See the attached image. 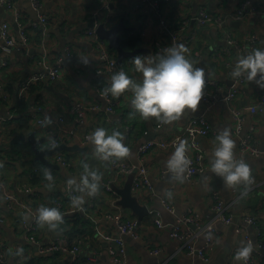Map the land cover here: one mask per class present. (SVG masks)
<instances>
[{
    "label": "crops",
    "instance_id": "1",
    "mask_svg": "<svg viewBox=\"0 0 264 264\" xmlns=\"http://www.w3.org/2000/svg\"><path fill=\"white\" fill-rule=\"evenodd\" d=\"M240 1L40 0L41 10L50 18L49 28L55 32L39 30L33 32L31 21L34 18L25 6L29 0H15L21 10L20 25L28 34V44L26 48H20L21 50L15 49L6 57V64L0 66V117L11 115V118H6L8 119L6 124L3 123L4 119L0 120L2 162L0 182L3 184L0 185V216L3 218L0 222V240L6 244L5 264H115L108 254V240L96 231V227H100L102 232L111 235L117 232L114 220L108 217L110 214L136 221L134 229L136 236L124 235L128 251L123 264H231L234 262V252L241 246V242H245L244 235L238 232L236 227L243 223L246 215L258 218L262 237L254 236V241L264 243V153L257 157H245L251 166L253 180L250 184L229 186L211 169V157L216 147L215 137L225 126L230 129L236 140L234 153L238 154L240 136L232 132L233 121L228 103L244 109L242 135H245L243 133L247 132L250 124H253L255 126L253 135L258 141L259 148L263 150L264 147V111L253 113L245 109L258 96L264 94V87L247 79L244 83H237L236 78L231 75L238 58L254 48L264 47V13H253L240 19H233L232 15ZM153 3L156 4L155 7H152ZM202 7L214 16L220 14L224 19L223 24L207 22L198 25L194 17ZM12 13V10L0 6V22L11 21ZM121 16H124L126 25L132 26V29L127 30L128 33L139 34L142 41L140 47L146 50L137 55L143 57L146 63L153 57L159 58L160 55L156 52L159 46L162 51L171 46V33H175L180 44L185 45L187 49L185 55L197 66L204 67L210 79L217 81L218 85L224 88V94L232 88L237 89V94L231 101H221L219 108L208 114L211 131L207 136L200 138L206 150V169L203 173H196L190 179L186 177L183 180L176 179L172 173L163 171L166 166L164 161L172 150L153 148L145 157L152 181L151 187L142 186L137 193L131 189L142 204L160 210L161 218L165 222H172L178 214L188 208L198 212L202 221L208 220L214 215L211 194L213 190H217L229 206L233 218L228 224L216 222L219 232L209 262L204 263L197 256L187 254L186 250L181 248L180 241L171 238L166 228L156 226L149 212L140 219L131 208L120 203V194L117 190L129 181L132 183L136 176L135 170L124 174L114 172L111 161L100 159L95 145L87 139L89 133L98 126L105 127L109 133L119 129L130 153L124 157H113L119 164L125 162L139 164L138 147L144 140L154 137L171 139L183 130L195 113L204 109V104L200 101L195 111L186 109L179 119L164 122L157 128L159 118L155 116L144 118L132 105L134 93L131 89H126L117 97L110 93L115 111L107 109L108 102L100 95L98 89L104 90L111 83V75L96 73L99 49L94 41L84 36L83 32L91 27L88 26L91 18L94 23L110 26ZM186 19V24L182 25V21ZM160 20H165L166 25ZM12 30L14 35L18 31L14 23ZM250 32H255L259 36L254 47H248ZM36 33L38 37L34 40L32 35ZM228 39L242 44L243 48L229 46ZM67 46L71 48L70 55L65 54ZM113 52L116 57V50L113 49ZM41 56L49 62H55L58 57L63 56L64 68L61 75L54 82H41L45 84L44 88L30 86L24 95L25 102L18 106V95L7 91L5 86L12 82L15 91H18L20 80L37 70V58ZM81 56L89 57V62H82ZM4 57L0 50V62ZM125 58L121 64L117 63L119 67L121 65L120 68L133 79L141 80L143 73L136 68L134 60L130 57ZM75 101H81L86 106L85 120L81 125L68 113L69 106ZM32 112L38 113L37 115L44 121L46 116L50 117L51 122L44 123L43 126L38 125L30 116ZM60 114L65 118L62 122L57 121ZM58 125L67 132L73 131L63 137V143L68 146L78 144L81 147L71 150L59 149L46 155L50 161L60 166L50 168L55 177V186L48 188L49 182L43 172L49 167L43 163H41L43 166L34 165L33 160L37 159L26 139L24 142L21 141L23 139L11 141L16 136L26 137L34 131L36 138L46 137L38 144L40 148L45 147L48 145L46 128H56ZM56 152H60L70 165L67 167L62 165L54 156ZM85 164L103 173L100 190L95 195L87 196L82 208L70 211L75 206L67 195V179L69 177L79 179L85 170ZM106 184H110L115 193L107 189ZM4 188L18 194L31 210V215L25 218V213L28 212L26 208L8 209L4 202ZM55 198L61 201V208L67 212H63V222L59 223L57 228L51 229L47 224L38 223L36 209L41 204L55 206ZM164 202L172 204V209L166 208ZM23 219L28 223L35 221V240L27 238L21 226ZM247 231L252 233V227ZM51 243H58L68 249L40 251L42 246ZM73 243H78V251L75 253L69 249ZM155 247L160 248L157 255L151 252ZM18 248H23V253L12 255L11 253ZM253 252L256 257L254 264L264 263V258H260L258 254L260 252L264 257V244L258 248L254 243ZM91 258L94 260H90Z\"/></svg>",
    "mask_w": 264,
    "mask_h": 264
},
{
    "label": "built area",
    "instance_id": "2",
    "mask_svg": "<svg viewBox=\"0 0 264 264\" xmlns=\"http://www.w3.org/2000/svg\"><path fill=\"white\" fill-rule=\"evenodd\" d=\"M32 7L37 10V17L31 21L33 26L40 25L42 27L43 32L47 31L48 25V15L41 10L40 0H29ZM0 6L4 7L7 10H12V20H2L0 22V50L2 54L5 56L1 62L0 66L6 64V57H9L13 53V51L17 48H26L28 44V34L25 31V28L20 25L21 22V10L17 7L15 0H0ZM156 4L153 3L152 7H155ZM158 6V5H157ZM248 0H242L235 9L234 15H232L233 19H240L246 15L253 14L254 11L264 13V2L259 8L256 5H252L251 8L248 7ZM256 13V12H254ZM198 25L205 24L207 22H215L218 25H222L224 19L220 17H215L212 13L207 11L205 8H200L196 12L194 17ZM164 25H166L165 20H160ZM186 20L182 21V25H185ZM12 23L17 24V33L14 35L12 30ZM98 23H94L93 26L86 29L83 33L84 36L90 38L92 41L96 43L98 46V63L96 66V73L98 74H108L111 75L115 72L121 70L119 65L117 64L116 57L114 55L113 50L109 47L107 40L101 38L96 32V25ZM12 30V31H11ZM17 35V39H16ZM249 44L248 47H254L258 43L259 36L255 32H250L249 36ZM191 38H189L190 41ZM229 40V46L235 45L238 49L243 48V45L235 42L232 39ZM188 39L185 41L187 42ZM180 44L178 40V36L175 33H171V46ZM158 55L163 54L161 47H158L156 51ZM65 54H71V48L67 46L65 48ZM63 56H60L56 59L55 62H49L43 56H41L37 60V70L32 72L31 74L25 76L19 82V88L17 91L18 97L24 96L29 89V87L35 82L42 83H51L56 81L64 68V64L62 62ZM228 64V63H227ZM259 75V74H258ZM246 76H241L236 78V82L244 83L246 81ZM224 88L218 85V82L210 79V77L206 74L205 77V86L203 89V96L201 98V102L204 104V113L200 115L192 116L183 130L176 134L171 139H165L161 137L147 138L144 140L138 147V156H139V164L125 162L119 164L117 160L112 157L111 164L114 172L117 173H127L135 170L136 176L134 177L131 183V189L134 193H137L142 186L151 187V178L149 174L148 166L145 162V157L148 155L149 151L153 148H168L174 151L176 144L181 139H186L188 142V150L187 155L191 158V164L189 165V169L186 170L185 177L190 179L196 173H203L206 169V150L202 146L201 139L209 134L211 131V123L208 118V114L214 112V110L219 108V104L221 101H231L234 96L237 94V89L232 88L231 90H227L226 94H224ZM98 92L102 97L107 100V109L111 112L115 111L114 101L111 99L110 93L108 95H104V90H99ZM223 92V96H222ZM231 103H228L229 110L232 118V132L240 136L238 154L237 158L245 159L246 156L257 157L261 153H264V150L259 148V144L257 139L254 137V129L255 126L252 124L249 125L247 132L242 135L243 125H244V109L243 107H235L231 106ZM245 107V106H244ZM245 109L250 110L251 112H262L264 111V94L258 96L256 100H253ZM68 113L73 115L74 121L81 125L85 120L86 115V106L81 101L73 102L69 108ZM38 114V113H37ZM36 112H32L30 114L31 118L38 124L43 126L44 119L41 116H38ZM5 118H11V115H8ZM64 115L60 114L58 116L57 121H64ZM165 121L158 119L156 123V127L160 128ZM174 122V121H171ZM46 128V127H44ZM128 131V129H127ZM73 131H65L59 125L55 127H47L46 134L48 136L47 143L48 146H57L64 142L65 135L68 133H72ZM51 138V139H50ZM55 140V144L53 145L52 140ZM86 139V137H85ZM171 151V152H172ZM54 156L57 160L64 166H69L70 162L62 156L60 152H56ZM163 171L170 172L167 167ZM35 172H37V168H35ZM171 173V172H170ZM115 180V178H113ZM0 185H3L0 182ZM106 188L113 191L110 184H106ZM67 195L69 198L77 195L76 190L72 186H67ZM4 202L8 209L26 208L29 211V207L22 202L21 199H18L12 195V192L9 190L3 189ZM212 198V209L214 211V215L210 217L206 221H202L200 214L190 208L186 211L178 214L172 222H165L161 218L160 210L156 208H148L149 213L153 216L155 224L159 228H166L168 230L169 236L173 239H177L180 241L181 248L186 250L187 254H193L197 256L204 263L209 262L211 260V255L215 247L216 235L219 232V229L216 227L217 221L225 222L226 224L231 223L233 215L229 210V206L224 202L222 196L219 194L217 190H213L211 194ZM55 207H58L62 213L67 212L61 208V201L58 198L54 199ZM164 205L168 209H172V204L164 202ZM82 207H75L73 210H78ZM109 218L114 220L116 224L117 232L113 235L109 233L102 232L100 227H96V231L104 236L105 239L108 240V254L111 258V261L115 264H123L126 256H127V244L124 239V235L131 234L132 236H136L135 227L136 221L131 219L122 218L120 215H108ZM3 218L0 216V222ZM21 226L23 231L26 233L27 238L30 240H35L34 233L36 231V223L26 222L24 219L21 222ZM252 227L253 232L247 231L248 228ZM238 232H241L244 235L245 242L251 241L258 248L263 246L262 241H254V236L261 238L262 233L258 226V218L254 215H246L244 217L243 223L236 227ZM208 232H212V237L207 235ZM253 238V239H252ZM5 246L6 244L0 240V264H5ZM66 250L68 249L66 246H61L58 243H51L48 245H44L40 248L42 252H54L56 250ZM72 252L78 251V243H73L69 248ZM151 252L155 255L159 254L160 248L155 247L151 249ZM256 252V251H255ZM255 252H252L246 264H254L256 262ZM235 253V252H234ZM260 258L262 254L258 252ZM234 257V262L231 264H242L241 261L237 260ZM90 260H94L91 258ZM79 264V263H78ZM264 264V263H262Z\"/></svg>",
    "mask_w": 264,
    "mask_h": 264
},
{
    "label": "clouds",
    "instance_id": "3",
    "mask_svg": "<svg viewBox=\"0 0 264 264\" xmlns=\"http://www.w3.org/2000/svg\"><path fill=\"white\" fill-rule=\"evenodd\" d=\"M187 49L183 44H177L164 49L159 58L153 57L148 63L141 56H134L136 68L143 73L141 80L133 79L121 69L111 76V83L104 89V95L111 93L117 97L126 89L134 93L132 105L144 117L155 116L165 122L179 119L186 109L195 111L203 96L206 70L194 64L186 55ZM81 61L89 62V57L81 56ZM259 74V75H258ZM233 78L246 76L248 81H255L264 87V47L254 48L238 58L232 68ZM135 113H132L134 115ZM50 117H45L44 123H50ZM51 139V138H50ZM87 139L96 148L97 155L104 161H110L113 156L124 157L130 153L129 147L124 143L123 133L114 129L110 133L103 126L96 127L89 133ZM216 147L211 157V169L222 177L229 186L241 183H251V166L243 158H237L234 153L236 140L228 127L220 129L215 137ZM53 145L55 140H52ZM188 142L181 139L176 144L166 161L167 169L176 179L183 180L186 170L189 169L191 158L187 155ZM2 164V162H0ZM84 172L79 179L69 177L67 184L73 186L77 195L72 196L71 203L75 207H82L87 196L95 195L100 190V181L103 173L99 169H91L84 165ZM43 175L49 182L48 188L55 186V177L50 168H45ZM31 215V210L25 213V218ZM64 214L55 206L41 204L36 209V219L39 224L51 229L63 222ZM207 235L212 237L213 233ZM253 252L251 241L241 242L234 256L242 264H246ZM23 253V248L16 249L12 255Z\"/></svg>",
    "mask_w": 264,
    "mask_h": 264
},
{
    "label": "water",
    "instance_id": "4",
    "mask_svg": "<svg viewBox=\"0 0 264 264\" xmlns=\"http://www.w3.org/2000/svg\"><path fill=\"white\" fill-rule=\"evenodd\" d=\"M27 8V11L31 14V16L35 19L37 17V10L34 9L30 3L25 5ZM14 25L17 27V24L14 23ZM94 25V20L91 18L88 22V26H93ZM132 29V26L126 25L125 23V18L124 16H121L119 20L110 25V26H105L103 23H98L96 25V32L97 34L108 41L109 47L113 48L117 52L116 56V61L118 64H121L123 58L125 57H130L133 59L134 56H136L139 52H142L146 50L144 47H138L133 50H126L122 47L121 44V32L123 30H130ZM54 31L52 28H47V32ZM239 52V51H238ZM239 54V53H238ZM225 93V92H224ZM204 113V110H200L195 115H200ZM209 118V115H207ZM17 139H26L27 142L29 143L31 149L34 152V157L39 160L41 163L44 165H47L49 168H60L59 164L56 162L50 161L46 155L54 152L55 150L59 149H66V150H71V149H80V145L74 144L72 146H68L65 143H61L57 146H45V147H38V144L43 142L46 137H42L40 139L35 137V132L32 131L29 135L24 137L23 135L16 136V138L12 139L11 142L17 140ZM264 150V147L262 148ZM37 190H42V188H37ZM118 193L120 194V203L126 207L131 208L134 213L138 215L140 219L146 214H148V206L145 204H142L138 198L131 192V182H127L122 188L117 190Z\"/></svg>",
    "mask_w": 264,
    "mask_h": 264
},
{
    "label": "trees",
    "instance_id": "5",
    "mask_svg": "<svg viewBox=\"0 0 264 264\" xmlns=\"http://www.w3.org/2000/svg\"><path fill=\"white\" fill-rule=\"evenodd\" d=\"M263 2L264 1H261V2H254L253 1V2H251L250 0H248V5H249L248 7L251 8L252 5H256L259 8V6L262 5ZM254 12H256L258 14H262V12H257V10L254 11ZM46 22H47V25L49 27V25H51L49 16H48V20ZM31 28H32L33 32L34 31L38 32V30L43 32V29H42V27H40V25L31 26ZM128 32L129 31H127V30H123L121 32V44H122V47L124 49H126V50H133L135 48L140 47V45L142 44V41H141V38H140L139 34H137V33H128ZM30 36H31V34H30ZM32 37L35 40V39H37L38 34L36 33V34L32 35ZM16 39H17V35H16ZM111 49L113 50V48H111ZM126 58H128V57H126ZM38 59L39 58H37V60ZM120 67H121V65H120ZM31 86L32 87L34 86L35 88H44L45 84H42L41 82H37V83H33ZM5 89L7 91H9L10 93H14V94L16 93V95H17V90L15 91V85L12 82H8L6 84V86H5ZM18 98H19L18 106H20V105H22L25 102V97L21 96V97H18ZM7 121H8V119L5 118L3 120V123L6 124ZM0 130H1V128H0ZM11 131L13 132L14 130L12 129ZM33 161H34V165L35 166H43V164H41V162L39 160H33Z\"/></svg>",
    "mask_w": 264,
    "mask_h": 264
},
{
    "label": "rangeland",
    "instance_id": "6",
    "mask_svg": "<svg viewBox=\"0 0 264 264\" xmlns=\"http://www.w3.org/2000/svg\"><path fill=\"white\" fill-rule=\"evenodd\" d=\"M215 17H220V14H217V15H215ZM2 119V117H0V120ZM22 142H24V140H21ZM12 192V195L14 196V197H16V198H18V199H21L22 200V202H23V199L20 197V196H18V194H16L15 192H13V191H11ZM24 203V202H23ZM253 239V238H252Z\"/></svg>",
    "mask_w": 264,
    "mask_h": 264
}]
</instances>
